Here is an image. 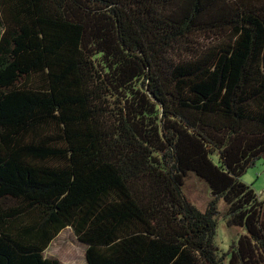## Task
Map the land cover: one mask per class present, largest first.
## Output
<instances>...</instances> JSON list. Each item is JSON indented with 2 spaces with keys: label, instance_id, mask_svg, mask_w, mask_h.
<instances>
[{
  "label": "trees",
  "instance_id": "16d2710c",
  "mask_svg": "<svg viewBox=\"0 0 264 264\" xmlns=\"http://www.w3.org/2000/svg\"><path fill=\"white\" fill-rule=\"evenodd\" d=\"M263 155L264 0H0V264H264Z\"/></svg>",
  "mask_w": 264,
  "mask_h": 264
},
{
  "label": "rangeland",
  "instance_id": "374dc122",
  "mask_svg": "<svg viewBox=\"0 0 264 264\" xmlns=\"http://www.w3.org/2000/svg\"><path fill=\"white\" fill-rule=\"evenodd\" d=\"M241 181L252 187L260 201L264 200V155L248 169L241 177ZM184 195L197 209L204 212L213 200L205 183L194 175H190L184 185ZM217 215L215 244L221 252H227L233 242L244 234L241 228H228L226 210L222 201L216 202ZM45 256L56 259L62 264H86L84 246L76 242L70 229L59 233L46 249Z\"/></svg>",
  "mask_w": 264,
  "mask_h": 264
}]
</instances>
